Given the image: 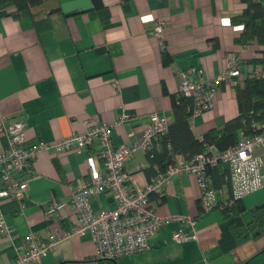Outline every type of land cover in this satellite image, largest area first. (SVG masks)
Returning a JSON list of instances; mask_svg holds the SVG:
<instances>
[{
    "label": "crops",
    "instance_id": "obj_1",
    "mask_svg": "<svg viewBox=\"0 0 264 264\" xmlns=\"http://www.w3.org/2000/svg\"><path fill=\"white\" fill-rule=\"evenodd\" d=\"M102 1L110 11L106 25L92 0H59L62 11L44 31L30 18H0V114L7 125L24 123L30 144H53L85 133L93 124L107 123L113 126L116 145H132L153 113L173 121L170 96L179 93L180 72H188L193 82L212 81L232 55L243 60L264 57V47L241 48L235 43L241 29L231 20L242 14L241 0ZM157 20L166 24L164 45L172 58L166 65L163 47L154 37ZM252 67L243 66V72ZM238 113L234 88L222 85L212 109L193 116L191 128L201 139L210 130L223 131ZM7 147V138L0 133V151ZM255 153L264 167V148ZM89 158L103 175L95 145L63 152L52 148L38 156L32 174L25 177L23 201L0 202L3 218L13 230V239L0 235V264L15 261L17 247L25 245L30 233L43 239L63 237L41 264H99L92 235L72 234L77 217L71 193L92 178ZM147 166L143 151L126 165L134 186L148 185ZM162 191L165 200L151 201L153 211L187 220L162 225L143 252L100 264H264V235L238 242L232 229L250 221V209L264 202V187L243 198L244 211L230 217L222 207L202 211L201 186L193 174L172 176ZM55 203L63 206L49 220L46 210ZM91 205L94 212L113 209L115 197L99 193L92 196ZM174 233H195L197 239L176 243Z\"/></svg>",
    "mask_w": 264,
    "mask_h": 264
},
{
    "label": "built area",
    "instance_id": "obj_2",
    "mask_svg": "<svg viewBox=\"0 0 264 264\" xmlns=\"http://www.w3.org/2000/svg\"><path fill=\"white\" fill-rule=\"evenodd\" d=\"M166 24L157 20L154 27V37L159 44L164 45ZM260 73V69L254 70ZM181 84L179 93L193 97L196 102L194 116L212 109L214 99L222 85L235 88L243 78L242 60L232 55L227 60V66L222 74L212 81L200 79L193 82L188 72H180ZM117 85V84H116ZM118 86V85H117ZM171 118L153 113L150 124L138 134L137 141L132 145H116L112 138V125L107 123L93 124L85 133L72 134L59 142L30 144L26 136V126L23 122L6 124V117L0 114V133L5 135L8 147L0 151V202L15 200L22 202L28 189L26 176L32 174V169L38 156L52 148L57 152L87 149L97 146L98 156L104 164V174H98L94 168V160L89 158L93 169L90 181L75 186L71 193V207L76 217L77 225L72 234L90 233L96 245V263L116 261L119 258L139 254L149 247L150 238L156 235L160 227L173 221L184 222L187 219L179 216H162L153 211L150 195L161 193L163 186L170 183L171 177L183 172L197 177L201 186V209L212 211L220 204L219 193L208 189L202 183V176L209 165L227 164L230 171V183L233 197L241 200L258 192L264 187V167L256 149L264 148V130L251 137H242L237 145L225 152H218L210 147V154H201L190 160L178 159L168 175L144 188L133 185L125 172L126 165L135 153L147 152L155 139L167 133ZM110 192L115 197L116 206L94 212L91 205L92 196ZM63 205L52 204L46 210V218L51 220L59 214ZM192 224V223H191ZM193 225V224H192ZM13 230L6 223L0 211V235L5 239H13ZM63 237L54 234L43 239L30 233L26 243L17 247L16 258L12 264H41L42 258L56 249ZM173 241L181 243L197 239L195 233H174Z\"/></svg>",
    "mask_w": 264,
    "mask_h": 264
},
{
    "label": "trees",
    "instance_id": "obj_3",
    "mask_svg": "<svg viewBox=\"0 0 264 264\" xmlns=\"http://www.w3.org/2000/svg\"><path fill=\"white\" fill-rule=\"evenodd\" d=\"M126 2L129 0H125ZM245 5L240 16L234 17L231 22L241 29L235 39L239 47L258 45L264 47V1L241 0ZM101 23L106 25L110 21V11L102 0H92ZM59 0H0V18L10 16L14 19L30 18L39 31L52 28L53 18L61 13ZM240 57V55H237ZM163 63L169 64L171 56L165 50L162 53ZM242 60L243 78L234 88L238 104V115L230 119L223 131L210 130L203 138H197L191 128V119L194 116L196 102L193 97L181 93L171 95L173 121L167 133L159 135L152 147L146 152L148 166L144 173L149 183L168 175L178 163V159L190 160L201 154H210V147L218 152H225L238 144L241 136L251 137L264 130V57H253ZM253 66L251 71L243 72V66ZM260 69L256 73L255 69ZM202 183L208 189L219 193L221 208L226 216L232 212L244 211L241 200L233 197L230 183V171L227 164L209 165L203 176ZM224 190H226V195ZM151 201H164V191L152 193ZM251 219L242 226H232L238 240L264 235V202L250 209ZM264 256V250L262 252ZM242 264H249L244 262Z\"/></svg>",
    "mask_w": 264,
    "mask_h": 264
}]
</instances>
